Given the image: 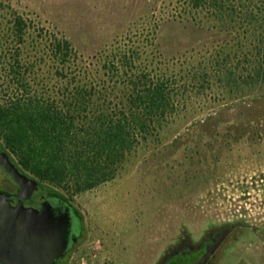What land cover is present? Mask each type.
<instances>
[{
  "label": "trees",
  "instance_id": "16d2710c",
  "mask_svg": "<svg viewBox=\"0 0 264 264\" xmlns=\"http://www.w3.org/2000/svg\"><path fill=\"white\" fill-rule=\"evenodd\" d=\"M171 7L90 63L66 37L0 0V154L33 197L70 204L64 192L112 182L139 149L162 144L199 108H212L213 95L225 105L264 85V0H171ZM166 17L220 37L165 59L157 30ZM209 244L182 249L166 264H195Z\"/></svg>",
  "mask_w": 264,
  "mask_h": 264
},
{
  "label": "rangeland",
  "instance_id": "374dc122",
  "mask_svg": "<svg viewBox=\"0 0 264 264\" xmlns=\"http://www.w3.org/2000/svg\"><path fill=\"white\" fill-rule=\"evenodd\" d=\"M7 1L66 37L90 63L144 18L172 8L171 0ZM219 37L167 17L157 30L165 59ZM211 101L163 135L164 144L139 149L112 182L64 192L83 231L59 264H166L208 240L195 264H264V85L225 105L220 96ZM14 186L0 168V187Z\"/></svg>",
  "mask_w": 264,
  "mask_h": 264
},
{
  "label": "water",
  "instance_id": "95a60500",
  "mask_svg": "<svg viewBox=\"0 0 264 264\" xmlns=\"http://www.w3.org/2000/svg\"><path fill=\"white\" fill-rule=\"evenodd\" d=\"M0 164L20 186L21 200L13 202L0 193V264H56L66 244L57 225L54 205L44 200L39 209L27 208L23 200L33 194V188L5 154Z\"/></svg>",
  "mask_w": 264,
  "mask_h": 264
},
{
  "label": "flooded vegetation",
  "instance_id": "af4514ba",
  "mask_svg": "<svg viewBox=\"0 0 264 264\" xmlns=\"http://www.w3.org/2000/svg\"><path fill=\"white\" fill-rule=\"evenodd\" d=\"M19 193L20 186L19 184H17V182H15V186L9 190L10 199L13 202H18L19 200H21V196L18 197ZM33 196L34 195L32 194L30 198L23 200V205L27 208L39 209L45 198L37 199ZM54 210L55 216L57 218V225L62 231V237L66 244L63 255L58 259L56 263L59 264L63 259L66 258V256L79 242L83 231V221L81 222L80 213L71 203L69 204L64 203L63 201H56Z\"/></svg>",
  "mask_w": 264,
  "mask_h": 264
}]
</instances>
